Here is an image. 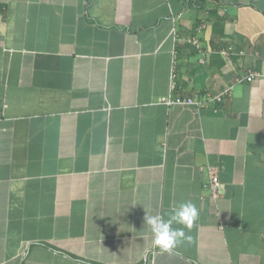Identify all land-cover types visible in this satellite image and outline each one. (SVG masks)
I'll return each instance as SVG.
<instances>
[{
    "label": "crops",
    "instance_id": "obj_1",
    "mask_svg": "<svg viewBox=\"0 0 264 264\" xmlns=\"http://www.w3.org/2000/svg\"><path fill=\"white\" fill-rule=\"evenodd\" d=\"M0 264H264V0H0Z\"/></svg>",
    "mask_w": 264,
    "mask_h": 264
},
{
    "label": "clouds",
    "instance_id": "obj_2",
    "mask_svg": "<svg viewBox=\"0 0 264 264\" xmlns=\"http://www.w3.org/2000/svg\"><path fill=\"white\" fill-rule=\"evenodd\" d=\"M144 220L152 234V244L165 252H171L185 239H191L185 233V228L191 229L199 218V210L192 202H181L168 213L165 219L161 215H150L147 210ZM181 225L183 227H174Z\"/></svg>",
    "mask_w": 264,
    "mask_h": 264
},
{
    "label": "built area",
    "instance_id": "obj_3",
    "mask_svg": "<svg viewBox=\"0 0 264 264\" xmlns=\"http://www.w3.org/2000/svg\"><path fill=\"white\" fill-rule=\"evenodd\" d=\"M190 42L195 45L199 50H202L199 41L195 38H192ZM226 53V52H224ZM204 61V60H203ZM258 76H262L260 72L253 71L250 73V75L247 77V79L251 80L254 79ZM177 87L176 83V74L175 72L172 75V79L170 82V93L162 98V102L168 106H173V105H182V106H194L197 108L202 107L206 102L200 99V94H195L194 96L190 97H183V96H175L174 95V90ZM232 89V86L228 87L227 90H225L224 93L217 95V96H210L211 101H222L223 96ZM208 173H209V181L206 184V187L210 189L211 195L214 199H218L222 195L223 191V183L220 179V172L217 166L211 165L208 168Z\"/></svg>",
    "mask_w": 264,
    "mask_h": 264
}]
</instances>
